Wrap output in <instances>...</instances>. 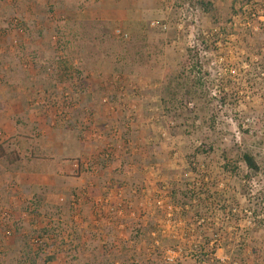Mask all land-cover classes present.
<instances>
[{"label": "rangeland", "instance_id": "1", "mask_svg": "<svg viewBox=\"0 0 264 264\" xmlns=\"http://www.w3.org/2000/svg\"><path fill=\"white\" fill-rule=\"evenodd\" d=\"M100 1L0 0V115L6 99L56 95L64 76L77 96L55 102L86 101L87 87L103 105L74 112L79 138L102 147V169L83 171L96 188L77 206L53 190L0 197V264L16 239L36 264H264V0H213V18L182 0ZM195 46L213 106L168 111L165 72ZM244 152L261 172L227 173L223 155Z\"/></svg>", "mask_w": 264, "mask_h": 264}, {"label": "crops", "instance_id": "2", "mask_svg": "<svg viewBox=\"0 0 264 264\" xmlns=\"http://www.w3.org/2000/svg\"><path fill=\"white\" fill-rule=\"evenodd\" d=\"M103 2L104 0H101L98 4ZM100 10L104 12L103 6L98 7L96 11ZM64 79L65 76L56 81L57 97L52 96L50 90L44 89L39 93L38 100L29 104L6 99L0 115V146L8 140H17L15 147L18 151L15 153L20 160L17 171L4 169L1 172L3 168L0 167V197L5 199V202L14 200L22 205V201L35 195L36 191L53 190L60 195L70 192L72 205L77 206L76 202H82V195L77 193L82 189L83 195L87 196L85 190L95 189L94 186H97V183H89L87 188L84 187L86 183L82 181L85 173L83 171L98 173V170L102 169L99 168L98 156L103 152L102 147L94 141L87 142L79 138L81 124L78 123L79 117L74 112L86 110L103 117V114L99 113L103 105L92 98L87 87L83 90L84 97L86 95L88 98L86 101L69 102L64 98L63 101L55 102L64 95L71 96V99L77 96V88L73 84L65 83ZM49 97L54 100L52 104L48 101ZM26 124L35 125L33 135L28 136L29 127ZM90 135L95 138L100 134L93 130ZM31 144L33 147L29 146ZM85 161L91 162L90 169ZM99 189L101 188L98 187L97 190Z\"/></svg>", "mask_w": 264, "mask_h": 264}, {"label": "trees", "instance_id": "3", "mask_svg": "<svg viewBox=\"0 0 264 264\" xmlns=\"http://www.w3.org/2000/svg\"><path fill=\"white\" fill-rule=\"evenodd\" d=\"M184 3H189L193 7H199L203 13L210 15L212 18L215 16L216 9L213 0H182ZM236 2L237 0H231ZM198 47H194L187 51L188 57L185 61H182L180 69L167 70L163 78L162 85V98L166 103L165 107L172 108L175 111L181 110L183 101L188 104L185 109L193 108L197 105H202L205 110L210 111L213 106L214 98L211 97V93L207 90V82L210 74L204 73L200 75L201 69L196 72V66L200 64L198 61L193 66L194 57L198 59ZM205 81V82H204ZM210 130L213 127H209ZM204 154L213 151L212 147H208L206 144L202 145ZM19 156L15 152H7L6 145L0 146V167L1 172L6 169L7 171L19 170ZM223 169L234 176L238 175L239 162L245 164L247 169L254 173L261 172V166L258 163L256 157L253 154L244 152L240 158V161H235L233 158L223 155ZM50 231L44 230V235L49 234ZM16 250L10 253L9 256L14 258L16 264H36V258L38 253H33L32 247L26 244L21 239L15 240ZM14 261H11L12 264ZM9 264V263H8ZM106 264V262H103Z\"/></svg>", "mask_w": 264, "mask_h": 264}, {"label": "built area", "instance_id": "4", "mask_svg": "<svg viewBox=\"0 0 264 264\" xmlns=\"http://www.w3.org/2000/svg\"><path fill=\"white\" fill-rule=\"evenodd\" d=\"M156 25H157V23H153V24H152V26H156Z\"/></svg>", "mask_w": 264, "mask_h": 264}]
</instances>
